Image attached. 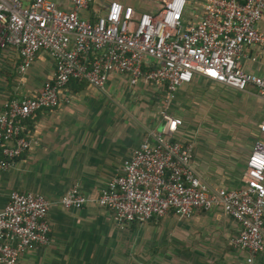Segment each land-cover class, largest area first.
I'll return each instance as SVG.
<instances>
[{"label":"built area","instance_id":"built-area-1","mask_svg":"<svg viewBox=\"0 0 264 264\" xmlns=\"http://www.w3.org/2000/svg\"><path fill=\"white\" fill-rule=\"evenodd\" d=\"M71 10L52 0H0V52H18L24 76L46 51L55 72L39 92L7 100L0 113V169H9L33 139L26 121L41 110L60 107L71 81L104 90L111 74L131 85L143 80L164 84L167 98L200 75L245 91L257 89L264 99V72H245L240 60L246 49L264 45L258 23L264 0H151L153 12L138 11L117 1L103 7L93 21L81 15L94 0H69ZM161 126L151 140L139 144L96 203L111 211L119 224L146 223L173 212L188 218L192 211L220 210L239 225L233 246L247 262L264 250V118L261 138L246 160L245 183L231 189H210L193 167L194 147L175 139L182 121L160 113ZM64 209H82L88 199L74 186L59 200ZM52 202L40 194L11 191L0 210V264H17L29 250L50 243L48 214Z\"/></svg>","mask_w":264,"mask_h":264},{"label":"crops","instance_id":"crops-1","mask_svg":"<svg viewBox=\"0 0 264 264\" xmlns=\"http://www.w3.org/2000/svg\"><path fill=\"white\" fill-rule=\"evenodd\" d=\"M52 1L72 9L69 0ZM112 1L141 12L159 6L151 0L143 8L139 4L147 0H94L81 15L94 21V11L102 13ZM258 27L264 33V16ZM19 63L15 49L0 52V113L5 101L39 92L55 72L46 51L37 53L24 76L18 74ZM240 63L245 72L261 75L264 45L246 49ZM164 110L182 121L175 139L193 145V167L203 183L210 189L244 185L246 160L262 137L264 99L255 87L236 91L195 75L169 100L166 85L143 80L131 85L120 74H111L102 91L73 80L59 108L41 110L26 121L31 150L9 169H0V210L11 191L40 194L53 203L49 245L27 251L17 264H108L133 252L137 264H249L247 253L232 244L238 223L220 210L192 211L182 219L170 212L142 224H119L111 211L97 205L110 179L159 130ZM74 186L88 203L64 209L58 202ZM251 264H264V250Z\"/></svg>","mask_w":264,"mask_h":264},{"label":"rangeland","instance_id":"rangeland-1","mask_svg":"<svg viewBox=\"0 0 264 264\" xmlns=\"http://www.w3.org/2000/svg\"><path fill=\"white\" fill-rule=\"evenodd\" d=\"M148 4H150L149 0L141 1L139 7L143 8L146 7ZM109 259L111 258L109 257ZM108 264H137V254L136 252H133L127 257H115L114 262Z\"/></svg>","mask_w":264,"mask_h":264}]
</instances>
